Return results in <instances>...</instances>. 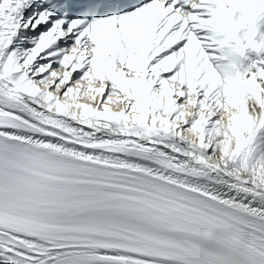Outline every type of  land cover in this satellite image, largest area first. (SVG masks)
Returning <instances> with one entry per match:
<instances>
[{
    "label": "snow or ice",
    "instance_id": "6c2138e0",
    "mask_svg": "<svg viewBox=\"0 0 264 264\" xmlns=\"http://www.w3.org/2000/svg\"><path fill=\"white\" fill-rule=\"evenodd\" d=\"M0 264H264V0H0Z\"/></svg>",
    "mask_w": 264,
    "mask_h": 264
}]
</instances>
